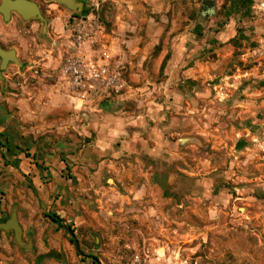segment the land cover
Returning a JSON list of instances; mask_svg holds the SVG:
<instances>
[{
  "label": "rangeland",
  "instance_id": "obj_1",
  "mask_svg": "<svg viewBox=\"0 0 264 264\" xmlns=\"http://www.w3.org/2000/svg\"><path fill=\"white\" fill-rule=\"evenodd\" d=\"M75 1L80 11L52 1L40 24L0 19V46L20 62L0 71L1 97H35L44 113L46 99L68 98L61 59L106 49L127 87L94 105L122 97L116 107L143 113L149 144L128 152L97 142L90 127L79 136L90 111L67 99L53 123L71 125L80 141L69 151L66 135H50L55 174L25 185L35 203L45 201L35 218L41 231L22 237L34 248L22 255L32 264H264V0H252L246 18L226 16L231 0ZM78 31L94 42L79 47ZM129 37L141 52L126 56ZM41 138L48 146V133ZM81 149L93 157L70 183L68 152ZM48 213L70 222L51 228Z\"/></svg>",
  "mask_w": 264,
  "mask_h": 264
},
{
  "label": "crops",
  "instance_id": "obj_2",
  "mask_svg": "<svg viewBox=\"0 0 264 264\" xmlns=\"http://www.w3.org/2000/svg\"><path fill=\"white\" fill-rule=\"evenodd\" d=\"M129 7L133 9V7ZM119 22L120 25L132 26L128 20L120 19ZM113 33L115 32L113 31ZM109 37L110 46L118 50L121 42L118 34ZM132 39L133 37H129L123 41L127 45L125 47H130L127 51L122 49L126 56L141 52L139 47L136 49L131 47ZM5 81L0 76V222L6 221L10 217L11 211L16 209L17 222L21 228L22 237L31 238L35 233L41 231L40 223L35 218L39 213L38 206L44 203L45 198L39 196L35 203L33 194L27 192L25 185L30 182L43 186L44 176L48 174L49 180L55 174L54 154L46 153L47 149L51 151L50 148L54 146L49 143L50 135L55 132L66 135L68 143L65 140L62 145L69 151H75L77 146L75 143L80 140L70 132L71 125L68 128L63 124L60 129H56V124L53 123L54 111L59 108L67 110L71 107L67 100L71 99L68 96L66 100L59 96L55 100L54 98L46 99L43 102L46 112L38 113L35 106L39 105V102L35 97L16 99L12 93H6V96L1 97L2 93L4 94ZM51 86L55 87V85ZM49 88L51 87H48V90ZM116 104L124 105L125 102L120 97L117 100L110 99L102 102L101 105H88L90 124L80 125L76 129L78 135L87 136L90 134L88 131L90 127L89 129L96 133V141L102 142L104 146L113 144L122 151L130 152V150L137 149L140 153L143 152L149 144V138L146 137L148 130L143 127L145 120L143 113L133 114L121 106L116 107ZM68 121L69 119H66V122ZM46 133H48V146L45 145L47 138H41ZM97 146L99 147V145ZM67 157V161L70 163L67 165L73 173V176L67 181L76 183L84 178L82 173L87 169L82 162L93 155L91 152L81 149L76 153L68 152ZM47 165L48 169H45ZM55 203L58 207H62V200L58 199ZM52 204L48 197V212ZM59 218L66 219L62 221L63 225L70 222V218L66 214L60 215ZM48 222L51 228L58 227L49 218ZM25 243L26 245L30 243V246L22 249L15 243L12 231H0V264H32L22 255V251L33 249L34 244L28 239ZM42 252L38 251V254Z\"/></svg>",
  "mask_w": 264,
  "mask_h": 264
},
{
  "label": "built area",
  "instance_id": "obj_3",
  "mask_svg": "<svg viewBox=\"0 0 264 264\" xmlns=\"http://www.w3.org/2000/svg\"><path fill=\"white\" fill-rule=\"evenodd\" d=\"M78 46L91 45L94 40H88L78 31L76 36ZM59 84L67 89V96L78 106L92 105L97 101L116 97L126 90L122 68L114 60L113 54L104 49L94 51L80 50L76 54L61 59L57 68Z\"/></svg>",
  "mask_w": 264,
  "mask_h": 264
},
{
  "label": "water",
  "instance_id": "obj_4",
  "mask_svg": "<svg viewBox=\"0 0 264 264\" xmlns=\"http://www.w3.org/2000/svg\"><path fill=\"white\" fill-rule=\"evenodd\" d=\"M53 2H57L60 5H63L70 11H80L82 9V5L77 3L75 0H49ZM205 1H213V0H205ZM34 5L30 4L24 0H0V14L3 16L4 21L9 19L10 11L17 12L23 20H28L30 18L36 17V11H34ZM42 20V19H41ZM9 63H13L15 65L20 66V62L16 57V53L13 50H4L0 47V71L5 69ZM14 221L15 225L13 226L10 222ZM0 231L13 233V238L15 243L22 249L30 246V243L26 245V243L22 240V231L17 222L16 217V209L11 211L10 217L4 221L0 222ZM72 240L77 246V241L72 235Z\"/></svg>",
  "mask_w": 264,
  "mask_h": 264
},
{
  "label": "trees",
  "instance_id": "obj_5",
  "mask_svg": "<svg viewBox=\"0 0 264 264\" xmlns=\"http://www.w3.org/2000/svg\"><path fill=\"white\" fill-rule=\"evenodd\" d=\"M252 0H231L230 7L226 11V16H230L232 13L239 14L241 18H246L250 15V6ZM163 65V63H162ZM46 217L57 224L59 227H64L62 219L55 214H45Z\"/></svg>",
  "mask_w": 264,
  "mask_h": 264
},
{
  "label": "flooded vegetation",
  "instance_id": "obj_6",
  "mask_svg": "<svg viewBox=\"0 0 264 264\" xmlns=\"http://www.w3.org/2000/svg\"><path fill=\"white\" fill-rule=\"evenodd\" d=\"M24 1L34 5L35 7L34 11H36V15H37L34 18L28 19L27 21H35L38 24H40L42 20L47 21V15L50 13L52 8V1L49 0H24ZM13 17L18 18L20 21H25L17 12L10 11L9 18H13ZM0 19H3V16L1 14H0Z\"/></svg>",
  "mask_w": 264,
  "mask_h": 264
},
{
  "label": "bare ground",
  "instance_id": "obj_7",
  "mask_svg": "<svg viewBox=\"0 0 264 264\" xmlns=\"http://www.w3.org/2000/svg\"><path fill=\"white\" fill-rule=\"evenodd\" d=\"M10 223H11L13 226L15 225L14 221H11Z\"/></svg>",
  "mask_w": 264,
  "mask_h": 264
}]
</instances>
